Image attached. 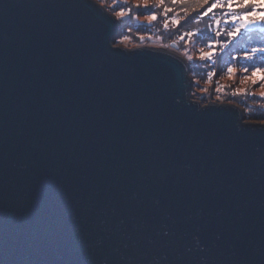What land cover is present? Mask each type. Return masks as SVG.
<instances>
[{"label": "water", "instance_id": "water-1", "mask_svg": "<svg viewBox=\"0 0 264 264\" xmlns=\"http://www.w3.org/2000/svg\"><path fill=\"white\" fill-rule=\"evenodd\" d=\"M120 26L0 0V264H264V122Z\"/></svg>", "mask_w": 264, "mask_h": 264}, {"label": "rangeland", "instance_id": "rangeland-1", "mask_svg": "<svg viewBox=\"0 0 264 264\" xmlns=\"http://www.w3.org/2000/svg\"><path fill=\"white\" fill-rule=\"evenodd\" d=\"M118 3L119 4H112V0H107L105 7L108 8L111 14L119 8L136 9L137 0H118ZM154 3L158 5V0H149L150 6ZM162 13L163 9L159 15H162ZM148 14L147 11L143 10L137 12L132 11L126 17L118 19L121 24L124 23V26L123 31L115 41L124 45L165 46L182 54L188 62H191L192 59H200L198 49L203 48L204 51L209 50L207 45L203 46L194 41V37L183 40L186 42V45L180 49L171 48L163 41L162 34L160 33V31L164 32V34L165 32H170L172 28L171 24L165 29L163 25H158L160 22L163 24V19L155 22H148L145 19ZM128 20L139 23L138 25L141 26L142 29L137 28L136 31H133L131 25L128 27L127 24H125V21ZM250 28L261 27H249L248 29ZM180 34L181 32L178 35ZM189 57H192V59H189ZM256 57H260V54L257 53L253 58ZM206 63L210 62L207 61ZM210 66L211 67H208L207 70L200 69L198 71L200 74L199 78L193 76L192 72L189 71L191 79L190 97L201 103L213 100L241 103L244 121L264 122V97L260 96V93L264 91V80L259 79L264 76V71L258 72L253 76L252 68H247L248 71L245 72L244 69L231 67L233 71L230 74L228 69L217 71L214 68L215 65L210 63ZM258 67L264 69V64ZM209 73H214V75L209 76ZM245 77H248V79H245ZM253 80H258V83L253 84ZM257 113L261 115H256Z\"/></svg>", "mask_w": 264, "mask_h": 264}, {"label": "snow or ice", "instance_id": "snow-or-ice-1", "mask_svg": "<svg viewBox=\"0 0 264 264\" xmlns=\"http://www.w3.org/2000/svg\"><path fill=\"white\" fill-rule=\"evenodd\" d=\"M189 0H171L173 5L185 4ZM197 4L196 8H193L189 13L188 9L180 8L176 11L172 7H164L162 15L157 14V6H163L165 0H158L157 6H150L149 0H137L136 10L147 11L149 14L145 17L148 22H155L163 19V27L167 29L171 23L174 27L179 30L183 27V24H187L190 21L202 20L211 17L212 21L216 27V36H220L221 32L228 38L223 42L220 41H210L207 45L208 51H204L203 48L198 49L199 58L201 60H208L212 58L216 51V45L222 43L227 45L233 38L242 32V30H247L249 27H261L264 29V0H193ZM118 0H112V4H117ZM97 6V11L102 14L108 13V8L105 7L107 0H95ZM133 11L132 8H119L115 10L112 15L117 19L126 17L129 13ZM219 12L220 15L217 16L216 13ZM183 13L184 20L183 24L181 19L178 18L180 14ZM221 24L228 25V28L222 29ZM195 36L193 32H181L180 40H185L186 38H191ZM126 39V38H125ZM113 48H119V42L114 41L112 44ZM256 53L264 54V45L252 47L248 51L243 53V58L245 60H253ZM192 59V57H189ZM233 69L228 68V72L231 74ZM245 72L248 71L247 68L244 69ZM264 69L253 64L252 75L255 76L256 73L262 72ZM214 75V73H209V76ZM248 79V77H245ZM264 80V76L259 78ZM258 83V80H253V84ZM261 97H264V91L260 93Z\"/></svg>", "mask_w": 264, "mask_h": 264}, {"label": "trees", "instance_id": "trees-1", "mask_svg": "<svg viewBox=\"0 0 264 264\" xmlns=\"http://www.w3.org/2000/svg\"><path fill=\"white\" fill-rule=\"evenodd\" d=\"M119 4V3H117ZM151 6H157L155 3ZM163 7H172L176 11H179L180 8L188 9L189 13L193 8L197 7V4L193 2V0H189L188 3L185 4H177L173 5L171 0H165L163 6H159L156 8L157 14L162 11ZM133 12H137L136 9H133ZM217 16L220 15L219 12L216 13ZM181 19V23L183 24L184 16L183 13L180 14L178 17ZM158 23V22H157ZM125 24L129 27L131 25L132 30L136 31V29H142L139 26V23H134L133 21H125ZM171 24V23H170ZM157 25V24H156ZM158 25H163L162 22L158 23ZM124 23L121 24L120 29L116 36L113 38V42L115 39L121 34L123 31ZM127 27V29H128ZM171 31L170 32H161L163 41L167 43L173 49H180L186 45V42L180 40V32H193L195 33L194 41L198 42L200 45L206 46L210 41H220L223 42L224 40L228 39L223 32H221L220 36H216V27L212 21V18H206L202 20H194L190 21L187 24H183L179 30L171 24ZM222 29H227L228 25L221 24L220 26ZM164 34V35H163ZM264 45V29L262 28H250L247 30H242L240 34H238L235 38H233L226 46L222 43L216 45V51L212 58L209 60H201V59H192L191 62L188 63L189 71L192 72L193 76L200 77L199 70H207L210 66L215 65V70H223L228 69L229 67H235L237 69H245V68H253V64L255 63L256 66H261L264 64V54H260V57L253 58V60H245L243 58V53L251 49L252 47L262 46ZM257 54V53H256ZM210 63H206V62ZM262 113V112H260ZM257 113L256 115H261Z\"/></svg>", "mask_w": 264, "mask_h": 264}]
</instances>
